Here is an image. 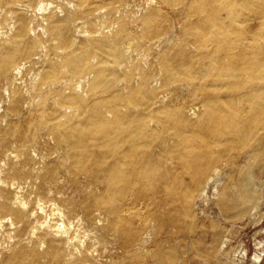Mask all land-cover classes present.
<instances>
[{
	"label": "bare ground",
	"instance_id": "bare-ground-1",
	"mask_svg": "<svg viewBox=\"0 0 264 264\" xmlns=\"http://www.w3.org/2000/svg\"><path fill=\"white\" fill-rule=\"evenodd\" d=\"M127 5L0 0V222L15 232L0 264H86L75 219L112 232L127 264H176V246L145 250L164 206L182 207L197 249L198 200L216 195L238 219L259 205L249 170L264 159V0ZM48 203L68 224L37 227Z\"/></svg>",
	"mask_w": 264,
	"mask_h": 264
},
{
	"label": "rangeland",
	"instance_id": "rangeland-1",
	"mask_svg": "<svg viewBox=\"0 0 264 264\" xmlns=\"http://www.w3.org/2000/svg\"><path fill=\"white\" fill-rule=\"evenodd\" d=\"M148 2L149 0H127V8L135 11L143 10L147 7ZM170 12L172 13L170 15H173V11L170 10ZM257 23L259 25V22L255 24L257 25ZM249 172L253 175V185L259 191L257 209H248L246 216L243 219H238L234 217L235 213H227L224 210L219 197L216 195H211L208 201L198 200L194 207L197 218L193 223L198 232L197 236L203 239L204 243L196 249L192 242L196 235L191 234L188 228L192 221L187 218L182 207L178 206V209L174 210L166 205L159 214L158 231L148 242L145 250L155 253L167 251L169 247L176 246L181 252V261L176 262V264H264V159L260 160L259 164L253 165ZM63 176L61 185L63 191L67 196L78 199L79 195L71 182L73 177L67 173H64ZM226 176L227 173L222 178L226 179ZM182 180L184 185L192 184L190 176L186 175ZM29 193L36 196L30 189ZM167 199V196H163L160 200L161 204L164 205ZM53 207L52 203L46 204V213L37 227L41 226V222L46 223V226L50 223L56 227L63 222L68 224L66 216H60ZM76 221L77 219H75L72 227V237L81 247L88 250L89 257L84 259L85 262L88 261L86 264H127V257L121 248V244L115 239L112 232L106 230L101 234L96 233L86 221L81 225ZM135 222L139 223V219H135ZM4 224L1 225L0 222V260L3 261L10 257L15 242V239L12 238L15 234L13 226H9L10 223L8 222ZM56 227H53V230L57 229ZM213 233L218 234L217 244L212 242ZM25 237L24 239H29L30 235ZM205 244L213 245V252L210 256L198 254L203 253ZM222 247L224 248L222 249ZM245 251L248 253L247 257H244ZM256 253L262 255L259 262L254 259ZM38 261L41 264L50 263L46 259H39ZM145 264L172 263L167 259L148 255L145 258Z\"/></svg>",
	"mask_w": 264,
	"mask_h": 264
}]
</instances>
